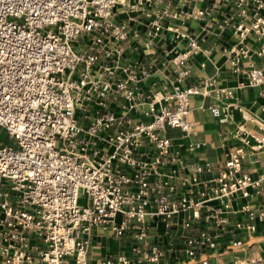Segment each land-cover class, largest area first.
<instances>
[{
    "label": "built area",
    "instance_id": "1",
    "mask_svg": "<svg viewBox=\"0 0 264 264\" xmlns=\"http://www.w3.org/2000/svg\"><path fill=\"white\" fill-rule=\"evenodd\" d=\"M190 21L201 24L199 34L181 31ZM214 23L219 29L232 24L240 41L264 39V0H0V264H89L93 229L116 237L132 232L130 251L139 256L134 261L120 253L98 264H156L164 252L149 248L148 222L161 220L169 230L180 214H188L181 225L193 231L183 236L190 261L197 250L217 249L216 236L193 228L202 219L206 226L225 224L222 215L234 198L264 193V175L253 178L244 168L247 149L264 151V135L247 128L256 119L242 113L230 133L240 145L223 167L195 164L186 177L160 171L177 163L165 131L193 128L192 96L215 97L221 106L209 107L212 116L221 124L232 119L224 99L233 94L216 88L214 79L181 85L190 74L189 55ZM142 24L150 38L165 31L186 39L187 50L170 61L176 67L172 93H154L144 103L145 121L137 122L131 116L143 104L137 80L115 73L131 72L117 61L130 41L140 40ZM231 52L246 58L250 50ZM256 53L264 54V43ZM263 81L261 69L249 70V85ZM109 97L127 103L123 113L107 107ZM145 150L150 159L141 157ZM152 176L166 180L152 182ZM242 210L248 222L237 228L254 231L264 211Z\"/></svg>",
    "mask_w": 264,
    "mask_h": 264
},
{
    "label": "crops",
    "instance_id": "2",
    "mask_svg": "<svg viewBox=\"0 0 264 264\" xmlns=\"http://www.w3.org/2000/svg\"><path fill=\"white\" fill-rule=\"evenodd\" d=\"M222 9L224 8L220 10ZM248 22L246 20V23ZM201 28V24L190 21L181 27V31L195 36L199 34ZM138 29L141 34L140 40L130 41L131 48H124L125 52L117 61L120 67L130 66L131 72L124 74L121 70H117L115 76L128 81L137 80L135 86L142 95L143 104L139 111L132 112L131 116L135 121L143 122L145 118L142 111L146 108L144 103L148 102L154 93H159L160 96L172 93L175 85L173 70L176 67L170 61L176 54L187 50V40L178 39L171 32L165 31L150 38L147 34L149 29L145 24L139 25ZM263 43L264 39L253 36L240 41L233 33L232 24L225 26L224 29H219L216 23L212 25L210 32L200 42L197 51L189 55L186 64L190 67V74L181 85L189 86L204 78L214 79L216 88L228 89L233 94L230 99H224L225 102L232 104V119L221 124L212 116L209 107L221 106V101L215 97L192 96L188 119L193 123V128L188 133L178 129L165 131L171 151L177 157V163H172L160 171L168 173L175 169L178 171V176L186 177L190 176L191 167L195 164L211 162L215 167H223L228 153L240 145V142L230 133H233L241 123L242 113L256 119L254 123L247 124L251 133L264 135V131L259 129L260 122L264 123V114L261 112V107L264 105V81L255 86L248 84V72L252 68L261 69L264 78V54L259 56L256 53ZM241 47L250 50L248 57L236 58L231 52L232 49L238 50ZM234 61L235 65L232 64ZM112 100L111 97L107 99V107L113 109L116 114L123 113L122 106L127 103L122 98H118L117 101ZM96 111L95 103H92L89 114L94 115ZM247 150L249 157L244 162L247 173L253 178L264 175V151ZM142 152L143 159H150L153 155L147 150ZM119 168L127 171L124 167L119 166ZM159 180L166 179L151 177L152 182ZM178 181L173 179L171 182L177 186ZM187 192L183 190L180 194L185 195ZM251 194L250 197L239 196L231 201L230 209L222 215L226 218L225 224L206 226L202 219L195 225L194 231L207 230L211 235L216 236L214 239L218 244L214 251L207 248L197 250L192 261L184 253L183 236H189L193 231L184 229L181 225L188 214L178 215L175 220L176 225L169 230L164 227L161 220L149 221L147 235L149 248L158 247L164 252L156 264H201L200 261L204 259H207V264H264V218L262 221L255 222V230L252 232L236 226L237 224L246 225L248 222L247 214L242 210L243 207L248 206L254 211H264V193L256 195L251 191ZM211 205L217 206L218 203L212 202ZM203 215H205L204 210L201 211V216ZM236 241H240L241 245L229 248L230 244ZM30 242L32 245H39L33 238ZM133 244L132 232L116 237L108 231L93 229L88 248V262L98 264L107 259H114L120 253L128 255L135 261L139 256L130 251Z\"/></svg>",
    "mask_w": 264,
    "mask_h": 264
},
{
    "label": "rangeland",
    "instance_id": "3",
    "mask_svg": "<svg viewBox=\"0 0 264 264\" xmlns=\"http://www.w3.org/2000/svg\"><path fill=\"white\" fill-rule=\"evenodd\" d=\"M4 137H3V135L0 133V139H3Z\"/></svg>",
    "mask_w": 264,
    "mask_h": 264
}]
</instances>
